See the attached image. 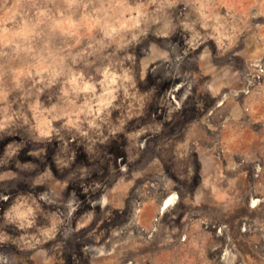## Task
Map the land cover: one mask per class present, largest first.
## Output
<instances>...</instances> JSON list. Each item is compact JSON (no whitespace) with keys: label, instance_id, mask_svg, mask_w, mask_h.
<instances>
[{"label":"rangeland","instance_id":"obj_1","mask_svg":"<svg viewBox=\"0 0 264 264\" xmlns=\"http://www.w3.org/2000/svg\"><path fill=\"white\" fill-rule=\"evenodd\" d=\"M0 264H264V0H0Z\"/></svg>","mask_w":264,"mask_h":264},{"label":"bare ground","instance_id":"obj_2","mask_svg":"<svg viewBox=\"0 0 264 264\" xmlns=\"http://www.w3.org/2000/svg\"><path fill=\"white\" fill-rule=\"evenodd\" d=\"M171 199H167L164 203V207H167L170 205Z\"/></svg>","mask_w":264,"mask_h":264}]
</instances>
